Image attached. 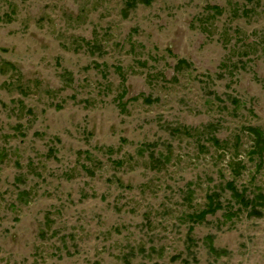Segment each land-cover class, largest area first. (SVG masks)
Wrapping results in <instances>:
<instances>
[{"label": "rangeland", "instance_id": "1", "mask_svg": "<svg viewBox=\"0 0 264 264\" xmlns=\"http://www.w3.org/2000/svg\"><path fill=\"white\" fill-rule=\"evenodd\" d=\"M127 1L0 0V264H264V0Z\"/></svg>", "mask_w": 264, "mask_h": 264}, {"label": "trees", "instance_id": "2", "mask_svg": "<svg viewBox=\"0 0 264 264\" xmlns=\"http://www.w3.org/2000/svg\"><path fill=\"white\" fill-rule=\"evenodd\" d=\"M143 2H147V0H141ZM136 3V0H128L126 2V8H129L130 6H133ZM191 64L188 63L186 60L184 59H179L177 61L176 64V68L177 69H182L183 67H190ZM248 130L250 131V133L252 134V136L254 137V145L257 149L259 150H263L264 149V134L262 132L261 129L256 128V127H249ZM228 186V188H230L232 190V197L236 200V202L243 207L252 205L253 206V202H255L256 204H258V202L264 201V195L262 194H258L256 195V200L251 199L248 200L243 191H239L235 186L234 183L231 182H227L226 184ZM217 195H209V203H208V207L207 209H204L202 211H200L199 213H196L193 217L194 219H201L203 218L207 213H212L215 212L216 210H218L221 207V203L219 201H215L214 198ZM257 206V205H255ZM208 244H209V248L211 250H214L213 245H212V237H208Z\"/></svg>", "mask_w": 264, "mask_h": 264}]
</instances>
